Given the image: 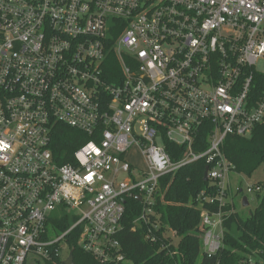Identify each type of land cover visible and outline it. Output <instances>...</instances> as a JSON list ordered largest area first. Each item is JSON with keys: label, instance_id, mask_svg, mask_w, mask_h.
<instances>
[{"label": "built area", "instance_id": "2783aa9c", "mask_svg": "<svg viewBox=\"0 0 264 264\" xmlns=\"http://www.w3.org/2000/svg\"><path fill=\"white\" fill-rule=\"evenodd\" d=\"M258 61L264 0H0V264L65 260L76 230L100 263L128 264L117 236L132 198L131 230L156 243L164 227L176 247L156 211L161 180L201 159L215 193L197 201L217 208L199 206L201 254L216 255L236 212L222 146L264 121V95L250 104ZM58 125L93 137L63 165L51 149ZM63 219L56 235L49 222Z\"/></svg>", "mask_w": 264, "mask_h": 264}, {"label": "trees", "instance_id": "16d2710c", "mask_svg": "<svg viewBox=\"0 0 264 264\" xmlns=\"http://www.w3.org/2000/svg\"><path fill=\"white\" fill-rule=\"evenodd\" d=\"M110 58L113 65H116V55L110 53ZM262 95L264 75L255 73L251 85L250 104L255 105ZM201 137L206 144L204 140L206 135L203 134ZM89 140H93V137L58 125L53 131L51 141L55 161L60 165L71 162L72 154ZM171 146L178 149L174 145ZM202 150L204 148L197 149L196 152ZM222 151L237 174L251 176L259 167L264 168V121L255 126L249 138L226 137ZM170 153L176 158L173 151L170 150ZM205 168V161L201 159L161 180L162 197L157 199L156 211L161 215L162 225L174 230L179 237L176 247H168L162 238L164 227L156 243L144 239L143 229L132 231V221L140 213L141 205L134 198L126 199L123 227L117 238L128 264H239L247 255L264 262V192L256 195V207L246 218H241L237 212L227 216L224 221V246L216 255L209 258L201 254L199 206L210 211L217 209L206 203L200 205L197 201L202 191L215 193V189L203 181ZM230 209L227 207V210ZM49 223L54 226L56 235L64 233L71 225L66 219L50 220ZM233 229L239 233L237 237L233 235ZM78 237V230L66 236V244L69 253L72 252L73 263L103 264L78 246ZM171 252H175L174 255ZM65 260L55 256L50 261L36 264H64Z\"/></svg>", "mask_w": 264, "mask_h": 264}, {"label": "rangeland", "instance_id": "374dc122", "mask_svg": "<svg viewBox=\"0 0 264 264\" xmlns=\"http://www.w3.org/2000/svg\"><path fill=\"white\" fill-rule=\"evenodd\" d=\"M254 68L257 71L264 73V62L263 61L256 62ZM129 161L138 166L144 165L143 161L137 155L134 154L129 155ZM228 182L232 190L231 199L234 204V210L238 213V215L241 218H246L248 214L254 210L257 204L255 197L251 194L248 188L257 183H264V168L259 167L252 173L251 176L232 173L229 176ZM237 187H239L243 193L236 194L235 188ZM243 197H246L249 202V205L247 207H244L242 205ZM53 215L54 216L57 215V212L54 213ZM232 232L233 235H235L236 237L239 235V233L235 229H233ZM177 241H179V237ZM62 252H63L62 258L66 259L68 257V251L66 249H63Z\"/></svg>", "mask_w": 264, "mask_h": 264}, {"label": "water", "instance_id": "95a60500", "mask_svg": "<svg viewBox=\"0 0 264 264\" xmlns=\"http://www.w3.org/2000/svg\"><path fill=\"white\" fill-rule=\"evenodd\" d=\"M203 181L204 182H207V170L205 171L204 175H203ZM241 192V191H240ZM242 205L244 207H247L249 205V202L247 200L246 197H243L242 198ZM64 264H74L73 263V255H72V252L69 253L67 259L64 261Z\"/></svg>", "mask_w": 264, "mask_h": 264}]
</instances>
